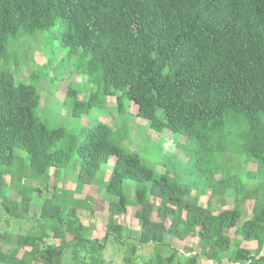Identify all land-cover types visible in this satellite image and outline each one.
<instances>
[{"label":"trees","instance_id":"1","mask_svg":"<svg viewBox=\"0 0 264 264\" xmlns=\"http://www.w3.org/2000/svg\"><path fill=\"white\" fill-rule=\"evenodd\" d=\"M46 30L83 58L78 73L86 76L87 97L71 84L66 96L74 115L115 96L121 113L185 136L189 163L158 172L126 144L127 123L99 121L79 140L42 121L43 95L17 81L23 61L10 46ZM37 78L34 69L30 79ZM112 157L106 180L99 172ZM66 174L76 193L96 184L109 198L102 240L79 215L92 209L91 197L56 183L49 195L50 179ZM11 187L16 196L5 191ZM35 196L43 198L39 214L32 212ZM228 196L234 206L216 211L215 199ZM130 206L138 232L118 220ZM190 236L197 238L191 252L168 240ZM252 240L256 252L243 246ZM112 242L124 247V264H200L201 257L264 264V0H0V264H115L105 256Z\"/></svg>","mask_w":264,"mask_h":264},{"label":"rangeland","instance_id":"2","mask_svg":"<svg viewBox=\"0 0 264 264\" xmlns=\"http://www.w3.org/2000/svg\"><path fill=\"white\" fill-rule=\"evenodd\" d=\"M14 44V47H11ZM10 50L16 56L19 55L23 61L22 68L17 72V81L26 80L27 83L36 84L38 90L43 95V100L39 106L38 114L42 121L50 126H63L68 131L77 133L79 140L82 139L85 130L88 126L93 125L99 121H104L110 125L129 124V131L127 132L129 138L126 139V144L135 150H140L139 154L144 161L153 163L158 172L174 171V169H181L189 163V157L185 154L183 144L185 143V136H179L171 130H165L159 133L153 128H150L147 121L135 114L121 113L117 109V101L115 96H109L107 103L103 106L94 107L91 113L82 116H76L73 113V104L70 99H66L69 84L79 90L81 98L87 97L88 90L85 89L86 76L83 73H78L82 69L83 58L79 53L70 54V48L63 47L59 40L54 36L53 30H46L43 32H36L34 35L25 34L23 39L19 42L13 43ZM9 64L15 67V55H11ZM18 57V56H17ZM2 65L5 63L3 59ZM12 67V66H11ZM37 69L39 71V78L30 79V73ZM128 101L125 102L127 104ZM131 108L135 112L136 106L131 102ZM62 143V142H61ZM63 145V144H62ZM59 144V146H62ZM115 162V157H112L109 164L102 166L99 175L105 174L107 180L110 176L112 165ZM255 167V165H251ZM54 173V169L51 170ZM5 179L10 184V176L6 175ZM130 182L126 180L125 184ZM26 184L33 186H41L38 180H25ZM56 183L59 187L70 189L74 196L85 198L91 197L92 209L83 207L79 209V215L83 223L89 228L93 237L103 239L107 222L109 220V206L110 201L103 189H100L96 184L86 185L82 192H75L76 182L72 175L66 174L63 177L51 178L49 195L53 193V184ZM8 194L16 196L17 188H6ZM133 194V189H131ZM208 195L202 196L201 204H206ZM43 198H34L32 205L33 213H40ZM158 205V201H156ZM234 206V199L232 196L226 198H217L214 201V209L216 211L225 208H232ZM252 202L248 201L244 205V215L249 216ZM135 208L130 206L126 213L120 214L118 220L120 223L126 225L128 229L139 231L141 229L140 220L134 214ZM153 218L159 220L157 210L153 213ZM169 224V221H168ZM227 234L233 236L234 229H226ZM70 237V236H69ZM172 245L180 250L191 252L196 250L197 238L190 236L186 240L168 239ZM15 246V240L12 244H4L3 248L8 249ZM243 246L248 247L252 252H256V241H243ZM123 246L112 242L109 243L105 250V256L113 259L115 264H124L123 262ZM25 248L20 250L19 254L24 252ZM152 247H145L143 252L149 255ZM69 255L65 261L73 263ZM200 264H215L214 261L201 257Z\"/></svg>","mask_w":264,"mask_h":264}]
</instances>
